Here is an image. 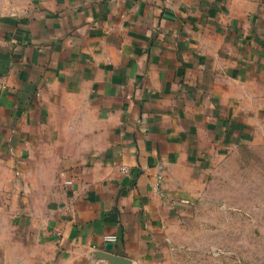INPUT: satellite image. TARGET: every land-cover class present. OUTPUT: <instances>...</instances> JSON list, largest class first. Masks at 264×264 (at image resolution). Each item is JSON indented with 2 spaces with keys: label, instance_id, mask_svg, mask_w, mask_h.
Listing matches in <instances>:
<instances>
[{
  "label": "crops",
  "instance_id": "0c3cea01",
  "mask_svg": "<svg viewBox=\"0 0 264 264\" xmlns=\"http://www.w3.org/2000/svg\"><path fill=\"white\" fill-rule=\"evenodd\" d=\"M256 112L264 0H0V264H155Z\"/></svg>",
  "mask_w": 264,
  "mask_h": 264
},
{
  "label": "rangeland",
  "instance_id": "374dc122",
  "mask_svg": "<svg viewBox=\"0 0 264 264\" xmlns=\"http://www.w3.org/2000/svg\"><path fill=\"white\" fill-rule=\"evenodd\" d=\"M248 119L246 137L206 167L176 171L155 264H264V115Z\"/></svg>",
  "mask_w": 264,
  "mask_h": 264
},
{
  "label": "water",
  "instance_id": "95a60500",
  "mask_svg": "<svg viewBox=\"0 0 264 264\" xmlns=\"http://www.w3.org/2000/svg\"><path fill=\"white\" fill-rule=\"evenodd\" d=\"M106 248L108 250L112 249V244L107 243ZM105 257L108 259L109 264H127L128 263V261L125 258L119 257L114 254H106Z\"/></svg>",
  "mask_w": 264,
  "mask_h": 264
},
{
  "label": "built area",
  "instance_id": "2783aa9c",
  "mask_svg": "<svg viewBox=\"0 0 264 264\" xmlns=\"http://www.w3.org/2000/svg\"><path fill=\"white\" fill-rule=\"evenodd\" d=\"M120 170L123 172V173H127L128 172V168L126 166H122L120 168ZM104 239L106 241H115L116 240V236L114 235H108V236H105Z\"/></svg>",
  "mask_w": 264,
  "mask_h": 264
}]
</instances>
